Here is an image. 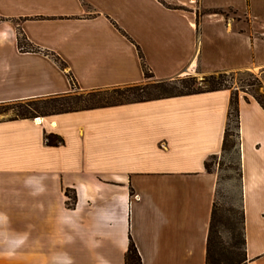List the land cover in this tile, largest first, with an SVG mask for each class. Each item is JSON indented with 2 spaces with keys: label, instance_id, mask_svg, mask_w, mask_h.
<instances>
[{
  "label": "crops",
  "instance_id": "1",
  "mask_svg": "<svg viewBox=\"0 0 264 264\" xmlns=\"http://www.w3.org/2000/svg\"><path fill=\"white\" fill-rule=\"evenodd\" d=\"M140 53L156 79L264 73V0H0V103L143 82ZM234 95L245 264H264V108L238 87L0 119V264H125L131 239L141 264H206L218 173L205 162Z\"/></svg>",
  "mask_w": 264,
  "mask_h": 264
},
{
  "label": "trees",
  "instance_id": "2",
  "mask_svg": "<svg viewBox=\"0 0 264 264\" xmlns=\"http://www.w3.org/2000/svg\"><path fill=\"white\" fill-rule=\"evenodd\" d=\"M231 10H234L235 13H237V10L233 8H228ZM210 11L213 12H219L223 13L226 16L228 14L226 13L225 9L223 8H213L210 9ZM25 41H23L22 40ZM18 42L21 49H25L26 51H33V52H42V50L30 43L24 34L20 33L18 35ZM47 54H51L54 60L62 67L65 68L66 64L62 59L57 56L54 53L46 52ZM141 54V53H140ZM141 58L143 60V68H144V75L145 80L140 83H134L124 86H117L112 87L108 89H99V90H91L88 92V96L85 97L81 101L76 102H58L53 105H47L46 102L49 100H57L61 98H65L68 96H71V94H61L56 96H50L45 98H29L25 100H17V101H9L13 102V108L15 109V116L11 118H33L36 116V113L44 112L48 109L53 110V112L49 114H56V113H64V112H71V111H77L82 109H90V108H96V107H104V106H113V105H120L125 103H131V102H138V101H145V100H151V99H158V98H164V97H170V96H177V95H184V94H192V93H199L204 91H213L223 88H230L229 85L225 83V79L223 76L226 74L225 72H219V76L216 77V73L210 74L209 78H205L203 80L204 87H195L194 83H188L187 80L181 79L180 81L183 87V90H180L176 93H168V82L173 81L171 79H156L154 77V74L150 70V68L146 65L143 59V55L141 54ZM70 81L72 85H75V82L71 75H69ZM149 79H154L155 82H148ZM200 84V83H199ZM176 88V86H175ZM111 89L114 93H116L113 96L107 95L106 92ZM105 94V95H104ZM257 101L261 104V106L264 108V100L260 97H256ZM84 102V103H82ZM91 103L86 105L87 103ZM5 103V102H1ZM43 103V104H42ZM46 143L48 145H59L64 142V139L62 136L56 134V133H46L45 134ZM239 145V110H238V101L236 96H232L230 101V107L228 111V117H227V125L224 133V139H223V145L222 150L223 152L233 148L238 147ZM222 152V153H223ZM216 157L212 156L211 158ZM209 160L210 158L205 162V166L207 170H211L209 167ZM241 175V172H240ZM66 195L70 197L72 200L69 202V205H73L76 202V194L75 192L71 193L69 188L65 189ZM216 213H217V203L216 199L213 205L212 209V215L210 220V226H209V232H208V238H207V257H206V264H220L219 260L215 258L213 253L214 248V233H215V220H216ZM242 219H243V225H242V233H241V243L243 244V247L245 245V236H244V213L242 210ZM245 251H244V257L241 260H237L234 262H230L227 264H245ZM141 256L138 252V249L131 239L128 250L125 255V264H141Z\"/></svg>",
  "mask_w": 264,
  "mask_h": 264
},
{
  "label": "rangeland",
  "instance_id": "3",
  "mask_svg": "<svg viewBox=\"0 0 264 264\" xmlns=\"http://www.w3.org/2000/svg\"><path fill=\"white\" fill-rule=\"evenodd\" d=\"M225 11L229 18L236 23L238 28H247L248 18L246 16L235 13L234 10L228 8H226ZM225 73L223 78L227 85L245 90L255 99L257 96H260L264 100V73L252 69ZM215 75L218 77L219 72H216ZM209 76L210 74L198 70L183 72L170 78L173 81L168 82V93H176L183 90L182 83L178 81L181 79L187 80L188 83L195 82V87H204L203 80L209 78ZM148 82L152 83L155 82V80L149 79ZM88 92L89 91L80 90L74 86L73 90L69 93L71 96L57 100H49L46 104L50 106L58 102H79L88 96ZM106 94L113 96L116 93L109 89ZM12 103L13 102L0 103V119L15 116L16 112ZM91 103L89 102L86 105H91ZM51 112H53V110L48 109L44 112L36 113L35 117L51 115L49 114ZM209 167L211 170L218 173V185L216 189L217 213L213 253L220 264H227L241 260L244 257V247L241 243L243 219L238 147H233L223 152L221 155L210 158ZM71 201L70 199V202Z\"/></svg>",
  "mask_w": 264,
  "mask_h": 264
},
{
  "label": "bare ground",
  "instance_id": "4",
  "mask_svg": "<svg viewBox=\"0 0 264 264\" xmlns=\"http://www.w3.org/2000/svg\"><path fill=\"white\" fill-rule=\"evenodd\" d=\"M39 120H41V118L38 117Z\"/></svg>",
  "mask_w": 264,
  "mask_h": 264
}]
</instances>
